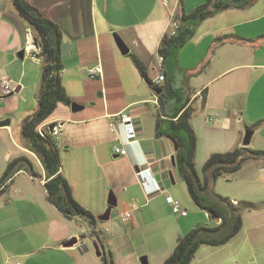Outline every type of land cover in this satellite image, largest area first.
Listing matches in <instances>:
<instances>
[{
	"label": "crops",
	"instance_id": "crops-1",
	"mask_svg": "<svg viewBox=\"0 0 264 264\" xmlns=\"http://www.w3.org/2000/svg\"><path fill=\"white\" fill-rule=\"evenodd\" d=\"M29 1L59 26L61 83L71 101L83 106L72 111L71 104L58 103L42 124L55 123L60 129L56 148L61 174L75 200L95 217L102 253L110 254L114 264H141L142 255L149 264H162L179 236L197 224L219 221L203 209V214L191 217L188 212L185 216L171 212L166 195L185 210L193 200L171 162L172 141L155 134L157 115L164 118L165 113L132 56L145 65L147 77H153L155 53L170 15L188 14L205 0ZM33 39L32 29L11 0H0V85L9 77L16 86L9 95H2L0 86V120L10 121L0 126V176L12 157L27 152L20 123L37 108L42 69ZM118 44L127 52L122 53ZM170 57L161 55V68L166 81L179 89L180 102L193 108L189 122L196 136L195 168L201 177L211 153L242 146L245 129L252 130L248 147L264 150V0L204 19L173 62ZM94 66L100 67L101 76L89 78L87 69ZM176 106L169 100L165 111ZM119 111L132 115L138 131L137 143L127 146L125 155L113 152L116 141L108 126V115ZM32 158L34 172L41 177L21 170L0 194V264H103L94 251L93 241L98 240L91 227L64 217L47 199L43 170ZM143 159L151 173L144 184L150 186L154 180L161 191L145 194L135 173ZM258 162L263 164L258 171H264V158L249 159L233 175L244 169L250 172ZM111 195L117 204L108 219L100 221L97 217L109 207ZM126 211L131 213L128 218L123 217ZM205 215L212 223L205 221ZM73 237L76 243L64 246ZM203 245L189 264H220L222 249L216 248L224 244L208 245L211 249L205 254L212 259L197 261Z\"/></svg>",
	"mask_w": 264,
	"mask_h": 264
},
{
	"label": "trees",
	"instance_id": "trees-1",
	"mask_svg": "<svg viewBox=\"0 0 264 264\" xmlns=\"http://www.w3.org/2000/svg\"><path fill=\"white\" fill-rule=\"evenodd\" d=\"M257 0H205L190 13L183 11L174 15L179 27L176 35L165 34L160 42L158 51L165 57L175 56L177 51L193 36L196 27L206 18L219 11L229 8H247ZM18 16L32 29L33 37L38 42L39 56L42 60L39 88L35 94L37 108L26 116L20 123L22 147L27 152L12 157L6 164L0 176V194L6 191L13 176L23 170L33 177L41 176L34 172L33 158L35 157L44 174V187L47 199L68 219H75L87 223L91 227V235L97 238L98 231L94 228L95 217L81 206L73 197L72 190L60 172L59 155L56 141L47 132L41 135L38 127L42 125L56 108L58 103L70 105L71 99L61 83V31L59 26L51 20L45 11H40L29 0H11ZM224 36L219 39H223ZM133 63L140 75L152 88L146 74L145 65L132 56ZM157 95L160 110L164 118L157 115L155 134L169 135L177 141L178 148L174 151L175 169L184 182L187 192L193 202L209 215H215L219 222L214 225L197 224L186 234L179 236L172 252L162 264H189L199 246L208 244L219 246L227 243L241 229L242 220L239 202L224 198L213 191L214 182L226 175L237 172L244 162L249 159L264 158V150L252 149L248 146L235 147L225 152H214L209 155L202 166V177L195 168V132L189 122L193 108L180 102L179 89H174L168 81L159 86ZM203 99V97H202ZM173 100L177 106L170 112L165 111V104ZM47 129V128H44ZM250 205V203L248 204ZM103 264H114L110 254L101 255Z\"/></svg>",
	"mask_w": 264,
	"mask_h": 264
},
{
	"label": "rangeland",
	"instance_id": "rangeland-1",
	"mask_svg": "<svg viewBox=\"0 0 264 264\" xmlns=\"http://www.w3.org/2000/svg\"><path fill=\"white\" fill-rule=\"evenodd\" d=\"M205 25L204 23L199 33ZM170 61H174L173 56L170 57ZM261 165L263 164L258 162L251 167L253 170L250 172L244 169L234 175L220 177L212 185L215 193L231 201L236 199L239 202L238 208L242 220L240 231L222 248H216L219 251L222 249L218 252L219 256L223 255L220 257V264H264V171H258V166ZM186 210L190 217L194 215L193 213H204L194 202H191L190 208ZM204 219L207 223H212L207 215ZM207 246H202L196 256L197 261L204 257L207 260L212 259L213 256L209 259L205 254L207 249H211L208 248L211 247L210 245Z\"/></svg>",
	"mask_w": 264,
	"mask_h": 264
},
{
	"label": "built area",
	"instance_id": "built-area-1",
	"mask_svg": "<svg viewBox=\"0 0 264 264\" xmlns=\"http://www.w3.org/2000/svg\"><path fill=\"white\" fill-rule=\"evenodd\" d=\"M162 1L166 2L167 0H162ZM178 27H179L178 21L174 18V15H170L169 27L166 34H168L169 36L176 35ZM28 36L29 38H31L30 32L28 33ZM161 55L162 54L157 50L154 57L155 75L149 78L153 88L159 87L165 82V68H161ZM62 71L63 69L60 71V75ZM86 73L90 78L101 76V70L99 66H94L87 69ZM0 86H1L2 95H9L13 93L16 87L15 83L9 77L3 78L1 80ZM154 102L157 104V100H154ZM108 117H109V123H108L109 130L113 134L114 140L116 141L115 145L113 146V152L116 155H125L126 154L125 148L127 146L137 143L138 141V131L135 127V120L130 113L125 111H119L117 113L110 114L108 115ZM38 132L41 135H44L45 133L49 132L52 138L56 141L60 134V129L58 125H56L53 128V131L50 132L48 126L43 127V125H40L38 127ZM135 173L137 179L143 185L145 194L150 195L155 192L161 191V187L156 182H154V180H152L150 186L144 184L145 178L148 177L151 178L150 169L147 166L146 160L143 159L140 161V163L137 164V170ZM165 199L166 202L169 204L171 208V212L173 214H179L181 216H185L187 214V211L185 209H182L180 203L177 200H175L171 195H166ZM233 203L236 204V201H233ZM130 215H131L130 211H126L123 214V217L128 218L130 217ZM16 264H20V263H16Z\"/></svg>",
	"mask_w": 264,
	"mask_h": 264
},
{
	"label": "water",
	"instance_id": "water-1",
	"mask_svg": "<svg viewBox=\"0 0 264 264\" xmlns=\"http://www.w3.org/2000/svg\"><path fill=\"white\" fill-rule=\"evenodd\" d=\"M33 45L36 48H38V42H37L36 39H33ZM118 46H119V48H120L122 53H126L127 52V49L123 46V44H118ZM154 91H155L156 94H160L161 89L159 87H156V88H154ZM70 107H71L72 111H78V110H81L83 108V106L78 105L75 102H72ZM9 123H10L9 119L0 120V126H6V125H9ZM60 125H62V123H60ZM55 126H56L55 123L49 124L48 125L49 131L52 132L53 128ZM251 135H252V130L251 129H245L244 135H243V139H242V146H248L249 145L250 139H251ZM167 137L172 141L174 150H176L178 148L177 141L174 138H172L171 136H169V135H167ZM171 162L173 164L175 163L174 156L171 157ZM107 203L109 204V207L104 211V213L102 215H99L97 217L98 220H100V221L107 220L108 217H109V214H110L111 207L112 206H116V204H117L116 199H115V197L113 195L109 196ZM208 214H210V212H208ZM209 217L212 218V219L216 218L215 215H209ZM216 220H218V219H216ZM76 240H77V238L73 237L72 239L66 241L64 243V246H68V247L69 246H73L76 243ZM93 247H94L95 254L97 256H101L102 250L100 248V245H99L98 241H96V240L93 241ZM139 261H140L141 264H149L148 260H147V256H145V255L140 256Z\"/></svg>",
	"mask_w": 264,
	"mask_h": 264
}]
</instances>
